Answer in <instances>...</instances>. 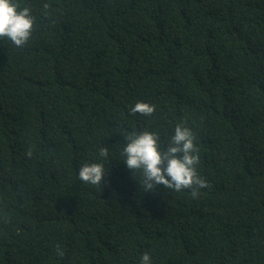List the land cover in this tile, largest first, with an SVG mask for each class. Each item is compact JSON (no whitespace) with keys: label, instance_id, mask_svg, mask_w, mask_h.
Segmentation results:
<instances>
[{"label":"trees","instance_id":"trees-1","mask_svg":"<svg viewBox=\"0 0 264 264\" xmlns=\"http://www.w3.org/2000/svg\"><path fill=\"white\" fill-rule=\"evenodd\" d=\"M0 264H264V0H0Z\"/></svg>","mask_w":264,"mask_h":264}]
</instances>
